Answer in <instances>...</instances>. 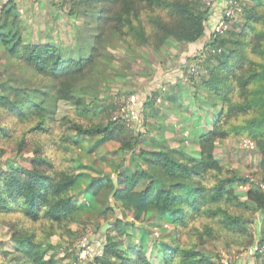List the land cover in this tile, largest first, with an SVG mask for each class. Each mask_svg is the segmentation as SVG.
Instances as JSON below:
<instances>
[{
  "label": "trees",
  "instance_id": "16d2710c",
  "mask_svg": "<svg viewBox=\"0 0 264 264\" xmlns=\"http://www.w3.org/2000/svg\"><path fill=\"white\" fill-rule=\"evenodd\" d=\"M240 1L241 15L225 17L228 26L223 33L215 39L210 36L206 47L211 51L201 61L207 72L200 74L194 84L203 87L213 106L210 127L203 126L195 134L196 154H188L182 148H144L142 132L132 135L133 124L125 126L118 119L97 122L90 113L92 100L99 99L100 82L107 79L110 70L118 74L114 68L117 64L111 61L117 57L107 50L114 39L123 47L149 46L155 51L171 42H194L205 32L209 12L205 0H71L70 14L80 6L81 12L94 20V32L81 50L84 52L76 56L65 55L61 47L51 43L25 42L14 1L7 0L1 7L0 44L7 50V63L19 74L28 75L19 81L26 85L22 87L14 70L9 74L12 78L0 79V109L21 122H29L17 140L18 149H23L34 133L50 130L55 119L53 111L49 113L51 98L70 102L82 119L64 116L57 122L65 127L60 140L68 143L66 147L79 143L74 136L101 135L97 140L100 142L116 139L117 132H126L129 136L117 138L120 162L114 176H93L85 187L98 195L107 181L112 184L110 203L123 217L115 218L111 228L119 236L126 232L124 221L144 222L151 212L169 216L177 229L188 227L187 234L194 239L179 241L175 231V243H157L162 264H215L200 249L205 234L213 238L222 231L240 232L249 235L246 245L253 244L246 228L250 220L244 210L254 215L258 226L263 219L264 192L259 185L223 166L215 156L218 139L248 138L260 154L258 174L262 176L259 180L264 181V0L249 5ZM102 51L111 60L102 61ZM191 78L195 83L196 77ZM31 80L36 84H29ZM167 98L178 100L175 95ZM103 107L105 111L109 104ZM6 130L0 126L1 135L6 136ZM39 147L38 144L37 153L27 164L0 169V212L17 213L24 220L44 221L52 227L74 222L80 216L72 191L78 172L75 166L55 168L54 158L43 156ZM127 151L136 160L134 169L125 164ZM236 182L250 183L244 193L249 204L236 191ZM127 217L130 219H124ZM122 243L106 232L103 252L94 257V263L154 264L141 244L134 242L122 248ZM258 243L253 259L256 264H264ZM17 250L19 264L58 261L53 254L47 256L49 248L36 239L34 231L18 235ZM217 259L219 264L242 263L219 256Z\"/></svg>",
  "mask_w": 264,
  "mask_h": 264
},
{
  "label": "rangeland",
  "instance_id": "374dc122",
  "mask_svg": "<svg viewBox=\"0 0 264 264\" xmlns=\"http://www.w3.org/2000/svg\"><path fill=\"white\" fill-rule=\"evenodd\" d=\"M7 0H0L1 7ZM17 6L18 17L22 27V36L28 43H51L62 48L65 55H78L92 32H94L93 16L83 14L80 6L75 13L71 0H13ZM239 1V0H238ZM255 0H241L242 4H253ZM240 7H241V3ZM242 10L238 13L241 15ZM239 15V16H240ZM112 38V37H111ZM207 39V38H206ZM204 39V41L206 40ZM200 43L196 50L197 59L185 61L188 45L168 43L155 51L149 46L131 49L120 46L115 39L107 50L113 52L116 58H109L102 51V61L111 60L117 64L110 70L107 79L100 82L98 100H92L91 119L106 123L118 119L125 126L134 125V132H142V147L144 148H182L188 154H196L198 145L195 134L203 126L209 128L213 106L207 99V92L201 86L195 87L200 74H206L205 69H196L202 65L199 58L211 51L206 47L207 41ZM209 41V40H208ZM0 44V79L6 76L12 78L10 72L16 71L20 77V86H26L19 81L27 78V73L19 74L17 68L7 63V50ZM84 52V50L82 51ZM81 52V53H82ZM193 56V55H192ZM194 57V56H193ZM184 61L186 62L185 65ZM114 65V63H113ZM16 66V65H15ZM113 72V73H111ZM191 76H195V83ZM8 78V79H9ZM36 80V79H35ZM31 80L29 84H36ZM23 82V80H22ZM11 84L15 83L11 81ZM199 85V84H198ZM198 89L195 92V89ZM175 95L177 101L167 96ZM88 99V101L90 100ZM109 104V109L103 110V105ZM108 106V105H107ZM49 113L53 111L54 121L50 130L37 132L23 149H18L17 140L21 131L29 122H21L11 116L6 110L0 109V126L7 127L6 136L0 132V169L13 167L16 164H27L28 160L38 151L47 158H54L55 168L75 166L76 183L72 187L75 202L78 203L80 216L74 222L64 225H53L48 222L36 223L22 219L17 213L0 212V264H19L17 250L18 235L34 231L36 239L41 240L49 248L47 256L53 254L57 258L55 264H95L94 257L100 255L105 244V233H110L114 240H122V248L134 242L142 245L144 252L154 264H162L160 241L175 243V231L179 241L193 236L187 234V228L177 229L169 216H158L151 212L144 222L124 221L125 233L121 236L111 228L115 218L123 217L112 201V184L107 181L106 188L98 195L86 190L85 185L93 176H114L120 157L116 151L119 147L117 138L125 137L126 132H117L116 139L97 142L101 135L95 137H76L77 145L66 147L68 143L60 140L65 127H60L58 121L64 116L81 121L74 106L65 100L51 98L48 102ZM126 134V135H125ZM129 136V135H127ZM131 138L134 139L135 137ZM36 150V151H35ZM125 153L127 164L135 168L136 160ZM133 154V153H132ZM215 156L227 168L249 179L262 178L259 172L260 154L254 143L245 137L220 138L215 143ZM77 164V166H76ZM250 183H234L239 195L248 204L245 191ZM117 202V200H115ZM114 202V198H113ZM115 208V210H114ZM244 210V209H243ZM245 211L250 222L246 223L247 232L253 244L246 245L249 235L240 232L222 231L213 238L205 234L200 249L210 256L215 264H219L217 256L227 261H237L241 264H256L253 259L257 241L262 249L264 228L260 231L252 213ZM130 219V218H124ZM108 223L106 230L99 228ZM263 233V234H262ZM258 243V244H259ZM47 244H50L49 247ZM259 250V251H260ZM264 255V251L262 252Z\"/></svg>",
  "mask_w": 264,
  "mask_h": 264
},
{
  "label": "crops",
  "instance_id": "0c3cea01",
  "mask_svg": "<svg viewBox=\"0 0 264 264\" xmlns=\"http://www.w3.org/2000/svg\"><path fill=\"white\" fill-rule=\"evenodd\" d=\"M227 1L228 0H215L211 6H209V12L206 18V26H205V32L204 35L197 39L194 42H189L186 43L188 45V52L185 54V61L188 60L189 57H193L196 55V53L198 52L199 49H197L198 45H200V43H202V41H204V39H206L204 41V43L210 38L211 33L213 31V29L215 28L216 24L219 22V20L223 19V11L224 8L227 5ZM196 50L197 52L194 53L192 52V50ZM193 55V56H192ZM184 61L185 67H186V62ZM184 65H182L183 67ZM255 223L257 225L258 220L255 219ZM264 223V219L260 220V231L262 229V224Z\"/></svg>",
  "mask_w": 264,
  "mask_h": 264
},
{
  "label": "built area",
  "instance_id": "2783aa9c",
  "mask_svg": "<svg viewBox=\"0 0 264 264\" xmlns=\"http://www.w3.org/2000/svg\"><path fill=\"white\" fill-rule=\"evenodd\" d=\"M215 0H205V4L206 6H211L212 3L214 2ZM241 11V7H240V4H239V1L238 0H228L227 1V5L226 7L224 8V11H223V19L219 20V22L216 24L215 28L213 29L212 33H211V39H215V37L218 35V34H222L223 31L226 29V27L228 26V23L227 21L225 20V17H235L238 15V13ZM198 61H202V58H199ZM198 67H196V69H204L205 71V68H202V66L199 67V64L196 65ZM252 181L256 182L259 187L261 188V190L264 192V181H261V180H253L251 179ZM263 219H264V215H263ZM263 228H264V223H263ZM262 228V229H263ZM263 234V233H262ZM262 238H263V242H262V249L264 251V234L262 235ZM259 250H260V247H259ZM261 252H263L262 250H260Z\"/></svg>",
  "mask_w": 264,
  "mask_h": 264
},
{
  "label": "water",
  "instance_id": "95a60500",
  "mask_svg": "<svg viewBox=\"0 0 264 264\" xmlns=\"http://www.w3.org/2000/svg\"><path fill=\"white\" fill-rule=\"evenodd\" d=\"M108 225H109L108 223H104V224L99 228V230H100V231H104V230H106V228H107Z\"/></svg>",
  "mask_w": 264,
  "mask_h": 264
}]
</instances>
